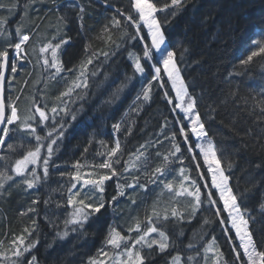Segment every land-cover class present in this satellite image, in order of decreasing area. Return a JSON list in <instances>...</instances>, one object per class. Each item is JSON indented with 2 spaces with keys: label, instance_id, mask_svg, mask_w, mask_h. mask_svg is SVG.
Listing matches in <instances>:
<instances>
[{
  "label": "trees",
  "instance_id": "1",
  "mask_svg": "<svg viewBox=\"0 0 264 264\" xmlns=\"http://www.w3.org/2000/svg\"><path fill=\"white\" fill-rule=\"evenodd\" d=\"M13 1L17 2V9L21 12L27 11L26 6L31 2V0ZM50 2L52 0L38 11L37 18L34 17L35 21L37 23L46 13L44 20L57 13L59 16H67L68 27L64 29L63 36L67 43L62 45L61 59L67 70L71 68L74 71L61 73L49 97H60L62 88L69 87L70 82L73 83L77 77V70L81 71L82 66L86 69L88 87L74 90L71 97H63L68 101L69 114L65 115L62 112L57 120L63 117L68 124H65L64 137L58 141L59 150L52 157L59 167H50L48 179L46 181L42 179L32 192L7 189L5 199L0 201V241L6 246L12 243L14 237L27 236L23 230L33 228L35 221L37 228L30 239L38 240L37 246L32 249V254L37 257L39 264H89L90 258H100L101 249L110 252V246L104 244L109 225L118 226L121 234L128 236L127 227L133 222V217L139 215L140 220L144 224L147 223L144 220L145 212H151L153 201L162 185L157 187L149 184L147 192H140L135 197L137 200L135 205H132L131 200L126 197H119L116 206L106 203L105 208L100 213L93 214L82 229L77 228L76 231H72L75 226L68 225V235L61 239L56 233L57 230L60 232L65 230L64 222L60 224L57 221L50 225L49 221L41 216L44 208L53 205V200L49 196L55 191L54 187L62 191L61 200L67 201V188H62L61 185L70 187V177L61 176L60 173L76 172L74 165L77 161L81 164L80 171L106 173L108 170L93 169V165L102 162L105 158L98 153H104L114 147L116 139H119L123 157L117 168L123 177H126V179L120 178L119 183L131 182V175L123 173V161H127L129 154L134 153L141 144L160 140L161 143L147 149L151 161L148 170L151 171L162 159L155 155L157 150L165 153L171 148L170 139H165V136L170 137L173 131L179 134L181 125L176 121L182 119L184 114L180 109H175L173 112L177 102L175 92L167 82V77L163 75L162 67V82H166V87L160 88L158 82H153L156 86L149 101H144L142 98L136 101V96L142 92L139 74L131 83L126 81V73L131 75L133 72L128 58L129 51H138L142 56L144 46L138 37L134 41L122 43L119 49L115 47L116 43L128 40L124 35V17L119 16L115 11L116 8L122 9L126 16L131 14L138 20L135 10L131 7V0H107V4L105 0H78L79 5L85 8L82 24L78 19L79 6L68 7V3L63 2L64 4L56 9ZM164 2L165 0H156L158 7H163ZM168 2L170 3V0ZM72 3L76 5L77 1ZM172 11H176V15L170 16V22L163 27L165 44L169 50H175V59L181 69V75L187 83L189 93L196 98V111L205 123L209 137L213 138L214 143L227 154L226 159L222 161V167L226 168L228 162L232 163L231 170L226 171V175L231 177L230 186L240 192L247 190L249 198L245 204L255 217V221L250 222L249 227L259 247L261 242H264V215L257 212L258 203L264 199V113H261L259 108L261 94L264 93V54L254 57L247 65H241L240 60L246 59L250 54L253 48L251 38L256 36L259 39V34L264 32V0H184L183 8L169 7L163 12L158 11L156 15L163 20L165 13ZM4 13L0 10L1 16ZM114 14L122 21L120 28L111 26ZM105 26L108 27V32L104 31ZM127 27L130 33H135L136 30L131 22H128ZM140 27L143 29L142 35L147 37L144 26L140 24ZM3 30L7 31V38L2 41ZM34 39H30L29 42ZM10 42H15V36L8 27H4L0 32V50ZM147 43L150 44V39ZM26 48L30 59L34 60L28 46ZM11 50L9 49V52ZM103 52H109V56L105 58ZM181 54L183 60L180 59ZM89 58H92L91 64L87 63ZM30 72L33 73L34 70L28 63L18 66L12 99L17 96ZM146 73L149 74V78L154 74L150 65ZM32 76L27 79L25 87L31 83ZM122 83H126L127 86L121 88ZM165 91L169 93L172 104H169L168 99L165 98ZM6 99L8 100L7 96ZM16 103L21 112L22 100L19 99ZM137 106H139L138 111L134 110ZM125 113L128 115L125 116ZM72 114L75 115V119ZM209 116L215 118L209 119ZM121 121H123L121 130L115 133L112 125ZM166 121L167 125L162 128ZM188 123L187 120L183 121L185 126ZM128 128H131V133L127 132ZM40 134L45 133L41 131ZM14 138L12 137L14 143L19 141L18 136ZM101 141H104V144ZM177 142L182 146L181 153L177 155H183L184 165L202 188V198L206 197L207 193L200 181H209L207 166L203 164L198 150L193 154L188 152L189 145L184 144L182 136L177 135ZM192 147H195L194 143ZM85 148L88 149L87 152ZM194 155L197 156L195 160ZM197 164L201 166L200 172L196 171ZM257 164L262 166L256 167ZM171 167L178 169L180 165L174 164ZM42 171L39 169L41 178H43ZM130 171L133 175H140V183L147 182V177L136 169ZM199 174L200 176L203 174L205 179H200ZM172 175L176 174L172 173ZM117 180V177H113L105 182L106 199L110 200L115 195ZM126 192L131 194L132 189H126ZM164 197V200L161 198V217L164 214L163 206L168 205L170 219L168 222L162 221V225L176 241V247L164 253H160L158 249L154 250L153 256L145 264H169L171 256L176 254L181 256V264H204V247L213 237L216 239L220 253L223 254V257L219 258V263L238 264L231 246L236 247L243 257L239 242L231 230L229 236H225L219 219L214 216V208L209 211L206 206L189 218V212L184 208L187 198L180 200V203L169 199L166 204L164 203L166 194ZM34 199L38 201L37 204L32 203ZM46 200L47 204H45ZM171 207L183 212L184 218H171ZM29 208H34L36 211H28ZM220 208L222 209L221 204ZM66 209L73 210V207L67 206ZM22 212L25 214L21 215ZM222 215L225 217V213ZM206 217L212 219L214 223L203 225ZM204 232L206 234L201 241L199 236ZM136 235V232L131 233L133 238ZM194 236L195 240H193ZM230 238L233 243L228 242ZM190 240L196 244L191 250L187 247ZM127 243L130 246L132 241L129 240ZM148 251L149 249H144V252ZM189 255L194 257L191 262L187 259ZM244 264H247L246 259Z\"/></svg>",
  "mask_w": 264,
  "mask_h": 264
},
{
  "label": "snow or ice",
  "instance_id": "2",
  "mask_svg": "<svg viewBox=\"0 0 264 264\" xmlns=\"http://www.w3.org/2000/svg\"><path fill=\"white\" fill-rule=\"evenodd\" d=\"M31 2H35V0H31ZM52 2L56 7L60 6L58 0H52ZM105 3L107 4V0H105ZM67 6H79L78 19L82 24L85 12L83 5H79L78 0L76 5L69 0ZM183 6L184 0H170V3L168 0H165L163 7H158L156 0H131V7L138 13V20L131 14L126 16L124 11L120 8H116L115 10L119 13V16L124 17V35L128 38L127 41L122 40L116 43V49H119L122 43L134 41L138 37L140 42L144 45L142 56L138 51H129L128 53L133 72L131 75H127L126 73L127 83H131L137 74L141 76L142 92L136 96V101L141 100V98L144 101H149L151 99V93L156 86L153 82H158L160 88L166 87V82H162V67L163 75L167 77V82L171 84V88L175 92V99L177 102L173 112H175V109H180L184 114L182 119L176 121V123L181 125L179 134L173 131L170 137L165 136V139H170L171 148L165 153H161L157 150L155 155L157 157H162V159L151 171L148 170V165L151 161L148 158L147 149L148 147L161 143L160 140H156L155 143L149 141L147 144H141L134 153H130L129 159L123 161V173H129L131 175V182H127L126 184L119 183L120 178L126 179L117 168V165L121 164L123 157L122 145L119 139H116L114 147H111L104 153H98L105 158L102 162L93 165V169L108 170L106 173H97L95 171L82 173L80 171L81 164L79 161L74 165L77 169L76 172H61V176L68 175L70 177V187L64 184H62L61 187L67 188V203L69 206L73 207V210L70 214L71 218L64 220L65 230L63 232L57 230L56 235L61 239L67 236L68 225L75 226L72 228V231H76L77 228L82 229L93 214L100 213L101 210L105 208L106 203L110 206H116L119 197H126L131 200L132 205H135L137 203L135 197L140 192H147L149 184L156 185L157 187L162 185L160 192L153 201L151 212H145L144 220L147 221L146 224L140 220L139 215L133 217V222L129 223L127 227L128 236L122 235L121 231L118 230V226H108L104 244L110 246L112 249H119L120 251L112 256H109V253L104 249L100 251L102 255L109 257L112 264H145V262L153 256L154 250L158 249L160 253H164L170 248L176 247V241L170 237L166 228L162 225V221L168 222L170 219L168 215V205L163 206L164 214L161 217V198L164 196L165 190L169 194H174L169 197L170 200H175L176 197L187 198L184 202V208L185 211L189 212V218L195 216L198 210L206 206L209 211L215 208L216 211L214 216L216 219H219L220 225L222 227L226 225L230 226V230L235 233V239L239 240V249L243 250V257L240 256L239 250L236 247L232 249L233 252L236 253V260L239 264H244L245 258L247 264H264V242H261L258 247V243L254 240L249 227L250 222L255 221V217L251 214V209L245 204V201L249 198L247 190L245 192H240L238 189L234 190L233 187L230 186L229 181L231 177L226 175V171L231 170L232 163L228 162L226 168L222 167V161L226 159L227 154L214 143L213 138L209 137L205 123L202 121L200 114L196 111V98L189 93L187 83L181 75V69L178 67V62L175 59V50H169L168 46L165 44L163 27L164 24L170 22V16L174 17L176 15V11L165 13L163 20L158 18L156 13L158 11L163 12L169 7L181 9ZM58 19L66 23L68 18L65 15L58 17ZM128 22H131L132 27L136 29L134 34L128 31ZM141 23L144 28L147 29V37L142 35L143 29L140 27ZM3 24L4 21H0V29H2ZM111 26L113 28H120L122 26V21L117 18L115 14L112 17ZM33 31L35 32L36 29H33ZM104 31H109L107 26H105ZM30 37L31 33L22 31V25H18L15 29V42L7 43L3 49L0 50V146L6 144L9 152H17L19 148L25 145L27 146L26 153L22 155V158L15 159L10 169L14 176L22 177V180L18 183L26 185L25 191L34 188L42 179L46 181L50 175V167H59L55 164V161L52 160V157L55 152L59 150L58 141L62 140L64 137V128L66 124L63 117H60L59 120H57V117L61 112L65 113V115L69 114L67 107L68 101H65L63 97H71L75 88L81 86L88 87L87 77L82 66L80 74L76 77V80L73 81L72 86L68 87L67 91L60 94L58 98L60 100L59 105H53L49 108V106L44 103L43 107H41L40 105L41 102L44 101L45 95L44 90L40 89L38 93H34V96L36 94L40 95V100L34 99L26 115L21 117L16 103L20 97L16 96L14 99L10 98L5 102L2 94L4 91V83L6 81L10 83L12 80H15V74L18 72L17 61L22 62L29 60L26 45L29 43ZM109 39H111V36H109ZM148 39H150V44L147 43ZM52 41H57V35H53L51 40L39 44L38 51L40 55L38 64L42 62L45 70L51 67L56 70V73H60L64 69L60 62L58 50L61 49L63 44L67 43V40L59 39L56 43ZM250 42L253 48L246 59L240 60L241 65H247L254 57L264 54V32L259 34V39H257L256 36L252 37ZM9 49L15 50V54L11 59ZM185 51H187V49H185ZM49 54L51 60L48 58ZM102 54L105 58L109 56V52H103ZM112 54H114V52ZM183 58V54H181L180 59L183 60ZM87 63L91 64L92 58H89ZM149 65L154 73L150 75V78L149 74L146 73V69ZM9 67L13 74L11 78L7 75ZM67 71L73 72L74 69L69 68ZM94 74L95 73H93V75ZM49 78L55 79V74H50ZM25 83H27V81H25ZM126 86V83H122L121 88ZM164 96L168 99V103L172 104V99L169 98V93L167 91H165ZM253 99H255V97H253ZM138 108L139 106L134 110L138 111ZM259 108L260 112L264 113V93L261 94ZM49 113H51V115H49ZM72 115L73 119H75V115ZM127 115L128 113H125V116ZM214 118V116H209V119ZM184 120L189 121L186 126L183 124ZM49 121L50 123H48ZM12 125H17V127H10ZM166 125L167 121L162 128ZM122 126L123 121L112 125L115 133H119ZM38 129L40 131H38ZM41 131L45 134L41 135ZM20 132H24L27 137L33 138L35 144L33 145L30 140H26L23 137H21L20 144L6 143L7 140L12 139L14 134L18 135ZM127 132L131 133V128H128ZM189 133H191V136H189ZM177 135L182 136L184 138V144L189 145V153L198 150L199 156L203 159V164L207 166V173L211 177V187L209 188L207 184L204 185V190L207 193L204 198H202V188L199 186L197 179L191 176L189 169L184 165L183 155H177L181 153L182 149L181 144L177 142ZM45 141H47V143H45ZM101 143L104 144V141H101ZM193 143L195 145L194 148L192 147ZM54 145L56 146L55 148ZM105 147L107 148V145H105ZM42 149H46L45 155H42ZM87 151L88 149L85 148V152ZM9 159L10 157L8 156H0V161L6 162ZM193 159H197V156L194 155ZM174 164H179L180 167L178 169L171 167ZM141 165H143V167H141ZM29 166L32 167L29 168ZM38 166L43 170V178L37 174ZM261 166L260 164L256 165V167ZM130 169H136L141 175L146 176L147 182L140 183V175H133ZM196 171H201V166L199 164H197ZM172 173L176 175L173 176ZM113 177L118 178L116 193L108 200L104 196L106 191L105 182L111 180ZM177 177H179L178 180ZM13 179L14 177L9 174L8 166L5 163L3 170H0V194H3L5 183ZM200 179H205V176L201 174ZM177 184L178 187H175ZM126 189H132L131 194L126 192ZM213 189L215 191H212ZM96 193H100L101 195L97 197ZM216 197H218V200ZM86 201L91 202L89 203ZM32 203L37 204L38 201L34 199ZM47 203L48 201L46 200L45 204ZM176 203L180 202L176 201ZM221 203L223 205L222 209L220 208ZM57 206L59 207L60 204L58 203ZM28 211L34 212L36 209L29 208ZM257 212L260 215H264V199L258 203ZM223 213L227 214L226 217L222 215ZM24 214L23 212L21 213V215ZM171 218L183 219L184 214L178 211L176 207H171ZM49 223L51 224L52 222L49 221ZM210 223H214V221L207 217L204 218L203 225ZM33 225V228H25L23 230L27 233V236L21 235L14 237L12 240V247L8 249L10 255L0 253V264H38L37 257L32 254V249L37 246L38 240L30 239L33 232L36 230L35 221H33ZM203 225L201 226L202 232ZM132 232L137 233L135 238L131 236ZM205 234L206 232L201 234L199 240L202 241ZM224 234L229 236V228L225 227ZM195 239L196 237L194 236L193 240ZM129 240L132 241L130 246L127 243ZM228 242L233 243V240L230 238ZM0 247H3L2 241H0ZM187 247L191 250L196 247V244L190 240ZM145 248L149 249V251L144 252ZM209 250H214L219 258L223 257V254L219 251V246L216 243L215 237L204 247L205 253ZM187 259L191 262L194 260V257L189 255ZM89 264H97V261L95 258H90ZM169 264H181V256L179 254L171 256ZM225 264H227V262H225Z\"/></svg>",
  "mask_w": 264,
  "mask_h": 264
},
{
  "label": "rangeland",
  "instance_id": "3",
  "mask_svg": "<svg viewBox=\"0 0 264 264\" xmlns=\"http://www.w3.org/2000/svg\"><path fill=\"white\" fill-rule=\"evenodd\" d=\"M75 1H77V0H71V3L75 2ZM48 2H49V0H35V2H30L26 6L27 11L22 13L19 9L16 8L17 4L13 0H0V10H5V13L2 14V16L0 15V21H4L2 29H4V27H8L11 31H14V33H15L16 27L18 25H22V31L30 30L36 23L34 17L37 18V13H39L38 10L42 6L47 5ZM64 2L69 3V0H64ZM17 10H19V12ZM20 12H21V14L18 15ZM136 15L138 16V13H136ZM58 17H60L58 13H57V15H54L52 17H48L47 20L45 21V23L42 24L39 27V29L37 30V32L34 34V36H36L35 39L31 43L29 42L26 45V47L28 46V49L30 50V53L33 55L34 60L30 59V57H29L30 62H29V60H25V61H22V62L21 61H17L18 66L28 63L29 67H33V70H34V72L32 74L33 75L32 76L33 79L31 81V83L29 84L28 88L25 89V93L22 94L23 95L22 99L20 98V100H22V108H23L22 111L19 112L21 117L26 115L27 110H28L30 104L32 103V101L34 99L35 100H40V95L39 94H36L34 96V93H38V90H40V89L44 90V95H45L44 101L41 102V105H40L41 107H43L44 103H46L49 106V108L51 106H53V105H59L60 104V100L59 99H56L54 97H52V98L49 97L51 95V88L53 87L52 84L54 82L53 79L49 78V73L47 71L51 67H48L46 69V73H47L46 74L45 71H44L45 67L42 64V62L38 64V58H39V55H40L39 51H38L39 44L43 43V42H46L47 40H51L53 35H57V41H52L53 43H56V42H58L59 39H61V38L63 39L64 38L63 37L64 36V29H66V26H65V23L61 22L58 19ZM10 20H12V21L14 20V22H12L11 24L7 23ZM38 20H40V19H38ZM141 25H143V24L141 23ZM2 29H0V32L2 31ZM146 31H147V29H146ZM5 37H7V31L3 30L1 39L5 38ZM61 52H62V46H61V49L58 50L60 62H61V65H62ZM11 54H12L11 56H14V54H15V50L14 49L12 50ZM48 58H49V60H51L50 54L48 55ZM62 67H63V65H62ZM84 71L86 72V69H84ZM55 72H56V70H55ZM56 74H59V73H56ZM56 74H55V77H56ZM12 76H13V74L11 73V70H10V76L9 77L11 78ZM77 82H79V81H77ZM13 83L14 82H10V83L8 82L7 86H6V91H7L6 96H7L8 100L10 98H12V96H13V94L15 92V86H14ZM79 88H84V87L81 86ZM79 88H77V89H79ZM61 113H60V115H61ZM49 115H51V113H49ZM37 119H38V117H37ZM48 123H50V121ZM10 127H17V125H12ZM38 131H40V130L38 129ZM17 136H18V139H20V141H21V137H23L26 140H30L31 143L34 145V139L31 138V137H27L24 132H20L18 135L14 134L13 138L17 137ZM6 143H14V142H13V139H11V140H7ZM15 144H18V142L15 143ZM55 147L56 146L54 145V148ZM26 150H27V146L26 145L24 147H22V148H19L17 152H9L7 150L6 144L4 146H0V156H8V157H10V159L7 160L6 162L5 161H0V170H3V168L5 166V163H6L7 166H8L9 174L13 175V177H14L13 180L7 181L5 183V188L3 190V194H0V201H3L5 199V194H6L7 189H17V190H20V191H23V192H26V193H30V192H32L35 189L36 186L34 188H32V189H28L27 191H25L24 189L26 188V185L18 183L19 181L22 180V177L14 176V174H12L11 170H10L11 166L15 162V159L22 158V155L26 153ZM43 153L46 154V149H42V155H45ZM191 154H193V153H191ZM31 167L32 166H29V168H31ZM39 169H42V168L39 167V166L37 167V174L38 175H39ZM81 172L84 173V172H88V171H81ZM199 177H200V174H199ZM55 181H57V180H55ZM200 182L202 183L203 187H204L205 184H207L208 187L210 188L211 187V177H210V175H209V181H205V180L202 181L201 180ZM175 187H178V184L175 185ZM54 188H55L54 189L55 191L49 197L53 200L52 203L53 204L55 203V205L54 206L51 205L49 208H44L43 212L41 214V216H43V218L45 220L52 222L50 225H52L54 222L56 223L57 221L60 222V224H61V222L62 221L64 222L65 219H70L71 218L70 214L72 212V209L71 210L66 209V207L69 206L67 201L66 200L62 201L61 200V198H63L62 191L59 188H56V187H54ZM73 191H75V190H73ZM212 191H215V190L213 189ZM165 192L166 193H164V196L166 194V201L164 203L168 204L169 197L171 195H174V194H169L166 190H165ZM58 193H60V194H58ZM100 195H101L100 193H96L97 197L100 196ZM164 196L162 197L163 200L165 199ZM183 198H185V197H176L175 200H171V201L176 202V201L182 200ZM216 198L218 200V197H216ZM77 199H79V198H77ZM67 200H68V197H67ZM86 202H88V201H86ZM58 203L60 204L59 207L57 206ZM221 206L223 208L222 203H221ZM69 207H72V206H69ZM214 210L216 211L215 208H214ZM226 215L227 214L225 213V217H226ZM225 227L229 228V231H230V226H227V225L223 226V227L221 226V229H222L223 233L225 231ZM233 233H234V231H233ZM234 235H235V233H234ZM238 242H239V240H238ZM122 245H123V243H122ZM11 247H12V243L8 244V245L6 244V246L3 245V247H0V253H5V254L10 255V253L8 252V249H10ZM231 247L233 249V246H231ZM109 250H110V252H108L109 256H112L116 252L120 251L119 249H112L111 247H109ZM242 252H243V250H242ZM234 254L236 256V253H234ZM95 260L97 261V264H112V261L109 259V257H106L104 255H101L100 258H96ZM204 260H205L204 264H209V262H210V264H220L219 263V257L217 256V253L214 250H209L207 253L204 252ZM238 264H239V262H238Z\"/></svg>",
  "mask_w": 264,
  "mask_h": 264
},
{
  "label": "bare ground",
  "instance_id": "4",
  "mask_svg": "<svg viewBox=\"0 0 264 264\" xmlns=\"http://www.w3.org/2000/svg\"><path fill=\"white\" fill-rule=\"evenodd\" d=\"M16 4H17V2L16 1H14ZM64 0L63 1H58V3H59V5L61 6V5H63L64 3ZM30 3V2H29ZM28 3V4H29ZM51 3V5L53 4L52 2H50ZM18 5V4H17ZM54 5V4H53ZM45 6V5H44ZM44 6H42L38 11H40ZM59 6V7H60ZM16 8H17V6H16ZM54 8H56V9H58V7H56V5H54ZM4 12H5V10H3ZM22 13H24L23 11H22ZM47 15V13L46 14H44V16H42L41 18H40V20L37 22V23H35V25L30 29V31H31V33H32V35L34 36V34L37 32V30L39 29V27L42 25V24H44L45 23V21L47 20V19H45L44 20V17ZM15 20V19H14ZM14 20L12 21V20H10L9 22H14ZM37 26H38V28H37ZM65 26L66 27H68V23L66 22L65 23ZM33 29H36V31L34 32L33 31ZM13 34H15L14 33V31H11ZM2 38V37H1ZM5 38H7V37H5ZM5 38H3V39H1L2 41L5 39ZM63 65V64H62ZM31 73V72H30ZM10 74V73H9ZM9 74H8V76H9ZM29 78V75L27 76V78L25 79V81H27V79ZM16 79V78H15ZM15 81L16 80H12L11 82H14L15 83ZM25 81H24V83L22 84V86H21V88H20V90H19V92H18V94H17V96H19V97H21V94H22V92L25 90V89H27L28 88V86L27 87H25V85H26V83H25ZM7 83H8V81H7ZM54 85V84H53ZM60 85V84H59ZM66 85V84H65ZM63 86V85H62ZM54 87H56V86H53L52 88H51V93H52V91H53V88ZM64 87V86H63ZM67 87V86H66ZM60 89V88H59ZM79 89H83V88H79ZM65 90V89H64ZM59 91V90H58ZM63 91V90H62ZM59 93V92H58ZM68 124V123H67ZM66 124V125H67ZM15 139V141H16V138H14ZM14 140H13V142H15ZM17 143V142H16ZM21 143V141H20V139H19V141H18V144H20ZM55 205V203L53 204V206ZM33 227H34V225H33ZM37 227L35 226V229H36Z\"/></svg>",
  "mask_w": 264,
  "mask_h": 264
},
{
  "label": "flooded vegetation",
  "instance_id": "5",
  "mask_svg": "<svg viewBox=\"0 0 264 264\" xmlns=\"http://www.w3.org/2000/svg\"><path fill=\"white\" fill-rule=\"evenodd\" d=\"M7 23H8V22H7ZM7 23H6V24H7ZM25 32H27V33H31L30 30H26ZM13 35H14V34H13ZM14 36H15V35H14ZM35 37H36V36H33L32 33H31V37H30V39H33V38H35ZM12 50H13V49H12ZM12 50H11L10 54L12 53ZM11 55H12V54H11ZM61 61H62V59H61ZM63 69H64L63 71H65V72L67 71V68H66L65 66H63ZM44 71H46V70H44ZM47 71H48V73H49V76H50L51 73H52V74H56L54 68H49ZM63 71H62V72H63ZM62 72H60L59 74H56L55 79H53V80H54L53 84L55 83L56 79L61 75ZM9 73H10V68H9ZM32 74H33V73L31 72V73L29 74V76H30V75L32 76ZM79 74H80V71L77 70V75H76V76H78ZM9 76H10V74H9ZM75 80H76V79H75ZM53 84H52V85H53ZM68 84H70V86H71V85H72V82H70V83H68ZM53 86H56V85L54 84ZM70 86H69V87H70ZM67 87H68V86H67ZM67 87H66V88H62V89H63L62 92L66 91V90L68 89ZM64 89H65V90H64ZM76 89H77V88H75V90H76ZM54 98H56V97H54ZM54 98H53V99H54ZM58 98H59V97H57L56 99H58Z\"/></svg>",
  "mask_w": 264,
  "mask_h": 264
},
{
  "label": "water",
  "instance_id": "6",
  "mask_svg": "<svg viewBox=\"0 0 264 264\" xmlns=\"http://www.w3.org/2000/svg\"><path fill=\"white\" fill-rule=\"evenodd\" d=\"M10 59H11V55H10ZM9 74V68H8V70H7V75ZM6 85H7V81L4 83V91H3V94H2V96H3V99L5 100V102H6Z\"/></svg>",
  "mask_w": 264,
  "mask_h": 264
}]
</instances>
